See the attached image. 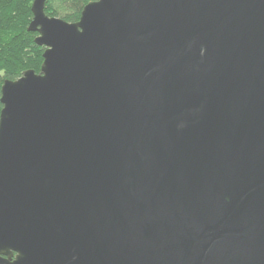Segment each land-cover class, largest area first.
Masks as SVG:
<instances>
[{
    "label": "water",
    "instance_id": "1",
    "mask_svg": "<svg viewBox=\"0 0 264 264\" xmlns=\"http://www.w3.org/2000/svg\"><path fill=\"white\" fill-rule=\"evenodd\" d=\"M47 2L0 91V264H264V0Z\"/></svg>",
    "mask_w": 264,
    "mask_h": 264
},
{
    "label": "trees",
    "instance_id": "2",
    "mask_svg": "<svg viewBox=\"0 0 264 264\" xmlns=\"http://www.w3.org/2000/svg\"><path fill=\"white\" fill-rule=\"evenodd\" d=\"M97 0H48L45 13L68 23L80 20L84 7ZM34 0H0V91L6 81L19 79L25 71L40 73L45 47L29 32ZM1 98V96H0ZM3 106L0 102V114Z\"/></svg>",
    "mask_w": 264,
    "mask_h": 264
}]
</instances>
